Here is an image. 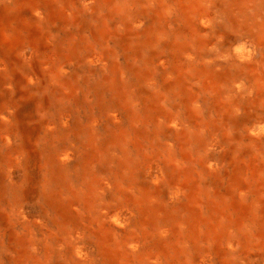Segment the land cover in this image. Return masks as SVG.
<instances>
[{"label": "rangeland", "instance_id": "obj_1", "mask_svg": "<svg viewBox=\"0 0 264 264\" xmlns=\"http://www.w3.org/2000/svg\"><path fill=\"white\" fill-rule=\"evenodd\" d=\"M168 263L264 264V0H0V264Z\"/></svg>", "mask_w": 264, "mask_h": 264}, {"label": "bare ground", "instance_id": "obj_2", "mask_svg": "<svg viewBox=\"0 0 264 264\" xmlns=\"http://www.w3.org/2000/svg\"><path fill=\"white\" fill-rule=\"evenodd\" d=\"M7 15H9V12H7ZM10 19H13V14H12V16H11V18ZM8 24H10L11 22H12V20H8V21H6ZM251 50V49H250ZM239 52L240 53H242V52H244V50H242V49H240L239 50ZM32 85V84H31ZM73 115V114H72ZM118 220V219H117ZM186 246V245H185ZM188 250V249H187ZM185 251V250H184ZM183 251V252H184ZM189 251V250H188ZM181 255V254H180ZM121 257V256H120ZM168 264H170V263H168Z\"/></svg>", "mask_w": 264, "mask_h": 264}]
</instances>
